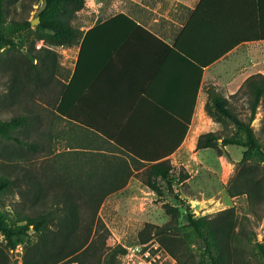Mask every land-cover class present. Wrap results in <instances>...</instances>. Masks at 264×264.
<instances>
[{"label":"trees","instance_id":"obj_1","mask_svg":"<svg viewBox=\"0 0 264 264\" xmlns=\"http://www.w3.org/2000/svg\"><path fill=\"white\" fill-rule=\"evenodd\" d=\"M24 1L27 0H0V54L11 48L22 50L30 44L31 50L36 51V63L3 60L0 63L11 66L12 91L16 98L24 90L23 100L33 99L37 90L50 85L58 86V93L52 119L45 109L34 108L27 114L0 119V140L13 147L7 155L0 156V264H18L12 259V252L20 246L23 248L22 264H62L66 261L119 264L117 254L125 255L127 249L117 246L119 251H108L109 230L99 217L100 207L107 196L125 187L133 175L159 197L163 196L160 182L172 190L174 167L168 157L182 143L184 134L175 146H166L162 145L161 138L156 145H148L147 136L151 133L144 132L143 145L133 146L125 144L129 141L123 139L131 136L130 132H121L116 134L119 138H111L109 130L91 128L94 126L85 121L82 112L83 84L77 82V72L92 43L91 38L99 37L98 30L106 22L100 24L98 20L86 32L75 72L69 82L68 75L63 81L59 76L63 67L58 61V52L47 47L36 50L35 44L43 40L48 46L69 47L74 40L81 41L82 25L76 20L86 0H44L37 14L39 23L34 28L29 19L7 18L9 7ZM37 1L40 0H31ZM119 18L136 26L124 14L112 20ZM185 40L200 47V56L191 51L186 53L188 59L202 69L240 43L263 41L264 0H200L177 42ZM239 93L249 95L251 114L248 119H241L233 111L228 98L217 93L210 95L206 102L207 115L231 130L225 135L214 131L201 134L196 148L221 151V146L244 147L229 193L255 198L262 190L258 171L264 165V144L258 139L252 122L264 102V75L250 76L231 98ZM191 118L192 115L187 118V129ZM59 122L68 125L69 130H55ZM65 133L69 136V152H57L54 142ZM100 139L104 142H99ZM105 141L113 145L106 146ZM135 170L138 172L134 173ZM188 177L189 174L181 173L179 179ZM12 193L17 194L18 199L11 202L12 209H7L3 200ZM165 210L172 217L169 222L163 225L146 223L138 233L139 244L154 239L180 263L194 264L188 248L196 236L202 241L210 264L233 263L240 242L230 209L214 217L184 215L190 228L186 232L178 222L179 209L165 204ZM255 244L264 256V243L256 241Z\"/></svg>","mask_w":264,"mask_h":264},{"label":"crops","instance_id":"obj_2","mask_svg":"<svg viewBox=\"0 0 264 264\" xmlns=\"http://www.w3.org/2000/svg\"><path fill=\"white\" fill-rule=\"evenodd\" d=\"M86 1L95 23L82 30L68 82L86 32L98 20L106 22L98 30L99 37L91 38L77 72V82L83 84L82 112L91 128L107 129L111 138L130 132L123 138L127 145H143V133L149 132L148 145L161 138L162 145L175 146L184 134L168 157L171 162L185 144L197 142L210 95L221 94L232 103V95L250 76L264 75V40L240 43L204 69L188 59L186 52L200 56V47L177 40L200 0H114L109 9L104 0ZM119 14L136 26L125 18L112 20Z\"/></svg>","mask_w":264,"mask_h":264},{"label":"rangeland","instance_id":"obj_3","mask_svg":"<svg viewBox=\"0 0 264 264\" xmlns=\"http://www.w3.org/2000/svg\"><path fill=\"white\" fill-rule=\"evenodd\" d=\"M104 3L106 9H109L111 5L113 6L114 0H104ZM43 6L44 0L35 3L31 0L18 2L9 7L7 18L32 21ZM76 23L82 25L80 34L85 27L95 23L87 1L85 8L78 12ZM79 43L80 40H74L69 47H52L45 45L41 40L36 42L35 49L47 47L58 52V61L63 67L62 75L59 76L66 81V76H69L73 69ZM35 53L36 51L31 50L29 44L22 50L8 49L4 54H0V60L21 64L29 61L36 63ZM10 68V64L0 63V119L27 114L30 108L45 109L49 118L52 119L58 86L50 85L47 88H41L37 90L33 99L29 97L25 100L22 98L25 96V91L22 90L20 96L16 98L12 91L13 78ZM241 98L243 99L239 103L238 100ZM231 108L241 119L247 120L251 114L249 95L243 94L233 98ZM201 117L204 125V129L200 131L201 134L212 131L219 132L221 135L229 134L231 127L224 128L219 123L216 125L214 123L216 121L208 115ZM56 124L55 130H69L68 125L65 126L63 122ZM252 126L258 139L264 144V102L258 107ZM69 146V136L66 133L54 142L57 152H69ZM12 149L11 145L0 140V156L7 155L6 152ZM244 151V147L237 145L221 146L219 151L218 148L197 149L196 142L185 144L171 160L174 167L173 189L169 190L164 182H160L163 188L162 197L133 175L125 187L106 197L99 210V217L109 230L107 246L110 249L108 251L112 253L115 250L119 251L117 246L127 249L125 255L117 254L119 264H182L156 240H150L145 244H139L138 240V233L146 223L163 225L169 222L172 217L166 213L165 204H171L180 211L178 222L183 232L190 230L184 217L186 214H194L196 217H214L219 212L230 209L233 214L232 219L237 224V239L240 242L239 251L232 264H264V256L255 244L256 241L264 243V165H261L258 171L262 190L257 197L250 198L247 194L232 196L229 193V187L234 185L233 178L238 172V163ZM181 173L189 174V177L181 181L179 179ZM17 199L18 195L12 193L4 197L3 202L9 209L11 202ZM1 206L2 201H0V208ZM137 246L140 252L132 249ZM22 249L20 246L12 252V259L18 261V264H22ZM146 253L149 254L148 257ZM188 253L193 257L194 264H210L202 241L196 236L192 238ZM62 264L76 263L66 261Z\"/></svg>","mask_w":264,"mask_h":264},{"label":"water","instance_id":"obj_4","mask_svg":"<svg viewBox=\"0 0 264 264\" xmlns=\"http://www.w3.org/2000/svg\"><path fill=\"white\" fill-rule=\"evenodd\" d=\"M31 23H32V25H37L38 23H39V17H36L35 19H33L32 21H31Z\"/></svg>","mask_w":264,"mask_h":264},{"label":"built area","instance_id":"obj_5","mask_svg":"<svg viewBox=\"0 0 264 264\" xmlns=\"http://www.w3.org/2000/svg\"><path fill=\"white\" fill-rule=\"evenodd\" d=\"M132 249H134V251L137 250L138 252L141 251V250H139V247H138V246H137V247H134V248H132ZM146 254H147V253H146ZM146 254H145V255H146ZM148 256H149V254L146 255V257H148ZM150 264H151V263H150Z\"/></svg>","mask_w":264,"mask_h":264}]
</instances>
